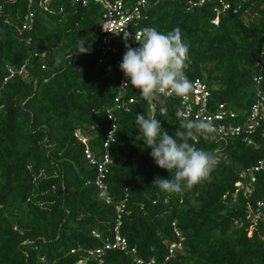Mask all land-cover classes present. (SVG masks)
I'll use <instances>...</instances> for the list:
<instances>
[{"label":"trees","instance_id":"1","mask_svg":"<svg viewBox=\"0 0 264 264\" xmlns=\"http://www.w3.org/2000/svg\"><path fill=\"white\" fill-rule=\"evenodd\" d=\"M124 1L133 6L138 0ZM190 1L197 0H151L135 28L166 34L179 27L189 45L188 79L210 87L211 103L249 110L255 102V63L264 59V0H226L232 8L220 13L219 25L213 23L218 3L192 7ZM39 2L31 6L34 23L20 34L27 2L0 0V264H78L112 236L116 206L125 198L121 234L141 258L163 264H264V218L257 223L248 218L250 207L264 199V174H256L251 194L233 198L241 173L263 152L242 138L208 142L197 136L189 142L218 151L227 161L221 160L210 182L179 194L161 191L155 179L171 176L137 139L136 114L155 116L174 137L180 99L161 97L163 111L128 81L123 101L134 103L129 112L114 110L117 131L106 148L108 110L120 92L118 63L126 45L136 48V42L119 39L118 52L100 64L101 7L52 0L47 12ZM80 39L86 40L87 54L75 51ZM26 61L25 70L5 84L8 67L19 71ZM106 149L112 160L105 174L111 202L95 185ZM174 229L185 238L184 250L165 263L177 240ZM104 261L136 264L118 249L106 251Z\"/></svg>","mask_w":264,"mask_h":264},{"label":"built area","instance_id":"2","mask_svg":"<svg viewBox=\"0 0 264 264\" xmlns=\"http://www.w3.org/2000/svg\"><path fill=\"white\" fill-rule=\"evenodd\" d=\"M22 0H7L9 3H17ZM28 4V11L24 15L22 26L19 28V33L22 34L25 30H28L34 23V12L31 9L35 0H23ZM39 5L47 12H52L50 3L52 0H39ZM75 3L84 7L95 3L101 7L103 11V21L101 23V40L99 47V63L106 61L111 55L118 52L116 46L117 41L123 37H130L136 42V48L140 47L138 41L141 39L142 29L135 28L136 24L142 20L144 13L151 7V0H138L133 6L127 4L124 0H73ZM209 2H216L221 7L216 9L217 16L213 23L219 25L220 13L222 11H229L232 7L226 0H197L190 1V6L198 7L203 6ZM0 28H1V16H0ZM261 56H264L262 52ZM118 63V70L121 75L120 79V92L118 93L115 102L116 106L108 110V118L112 121L111 129L108 131V138L105 143V147L114 139V134L117 131V122L114 116V110H122L129 112V105L134 103V99H128L123 101L124 91L127 88H122L123 82L126 81L124 73L120 70V64ZM27 65V61L18 71L14 68L8 67V75L4 79V83H8L15 75L20 71H24ZM45 69V65L42 66ZM256 77L255 83V102L249 108V110L236 109L230 106L228 103H211L212 91L210 87L201 79L191 81L194 85L192 92L189 94L188 99L184 101L182 98L171 96H160L165 98L176 97L180 99V104L184 110L189 114L190 118L195 119L200 117L202 119L207 118L216 128V137L221 139H234L242 138L244 142L251 146L254 150H260L263 152V157L257 162L256 165L244 170L240 175V180L235 184V191L233 198H237L240 193L245 195L253 192L252 185L258 181L257 173L264 174V90L262 84L264 82V59H258L255 63ZM129 86V83H128ZM111 118V119H110ZM113 135L110 137V134ZM110 137V138H109ZM80 140L86 142L82 137ZM198 138H195L197 142ZM87 157L92 164H97L93 155L86 151ZM112 164L110 159L109 150H105L103 163L99 165L98 176L95 181V185L100 190V196L106 201L111 202V197L108 195V186L105 182V174L107 173V165ZM127 199H123L116 206V223L114 231L111 237H107L102 247L88 250L87 258H84L78 262V264H87L89 259H95L97 264H106L104 257L106 251L110 250H122L133 256L136 264H163L158 262L155 258L144 259L138 255L135 247L131 248L125 237L121 234L122 217L125 213ZM248 218L253 223H257L264 218V199L259 200L256 203L255 208L250 207V214ZM177 240L172 242L168 247V254L165 257L164 262H168L173 258L177 252L184 250V236L178 230L174 229ZM252 232L249 233L251 236ZM92 235L100 239L101 236L97 232H93ZM75 253V250L72 251Z\"/></svg>","mask_w":264,"mask_h":264},{"label":"clouds","instance_id":"3","mask_svg":"<svg viewBox=\"0 0 264 264\" xmlns=\"http://www.w3.org/2000/svg\"><path fill=\"white\" fill-rule=\"evenodd\" d=\"M85 43L86 40L80 39L75 51L87 54L89 49ZM138 43V48L126 45L120 64V70L127 78L122 88H128L130 81L146 101H154L162 95H175L186 101L194 85L185 74L191 60L189 45L182 39L179 27L166 34L154 27H146L142 29ZM175 115L180 120V129L174 137L162 128L155 116L136 114L135 121L140 131L137 139L143 140L151 149L155 164L170 173V179L157 177L154 181L161 191L169 194H179L210 182L211 174L221 160L227 161V157H222L218 151H206L189 142L197 136L208 142L216 139L217 130L210 120L190 118L183 107L177 108Z\"/></svg>","mask_w":264,"mask_h":264},{"label":"water","instance_id":"4","mask_svg":"<svg viewBox=\"0 0 264 264\" xmlns=\"http://www.w3.org/2000/svg\"><path fill=\"white\" fill-rule=\"evenodd\" d=\"M157 107H159V108H161V109H163L164 108V105H163V102H162V100L160 99V98H158V99H156V100H154V101H152Z\"/></svg>","mask_w":264,"mask_h":264}]
</instances>
